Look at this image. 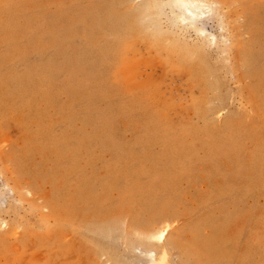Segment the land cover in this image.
Instances as JSON below:
<instances>
[{
  "label": "rangeland",
  "instance_id": "rangeland-1",
  "mask_svg": "<svg viewBox=\"0 0 264 264\" xmlns=\"http://www.w3.org/2000/svg\"><path fill=\"white\" fill-rule=\"evenodd\" d=\"M200 1L0 0V264H264V0Z\"/></svg>",
  "mask_w": 264,
  "mask_h": 264
},
{
  "label": "bare ground",
  "instance_id": "bare-ground-1",
  "mask_svg": "<svg viewBox=\"0 0 264 264\" xmlns=\"http://www.w3.org/2000/svg\"><path fill=\"white\" fill-rule=\"evenodd\" d=\"M179 2V7L181 8L182 10V13L179 15V18L184 21V22H187V21H194L195 18H197V16L201 13L202 11V8L204 9V7H202V3L203 1H200V0H177ZM175 3V2H174ZM207 3V1H206ZM206 8V7H205ZM164 221V220H162ZM106 223V221H105ZM170 228H171V225L170 224H167L165 225V227L158 231V233H154L153 235L151 234V236H154L153 238H157L159 239L160 241L165 239L170 231ZM155 229V228H154ZM98 234V233H97ZM141 241V239H140ZM165 246V245H164ZM167 247V246H166ZM169 247V246H168ZM164 248V247H163ZM162 249V248H161ZM166 250V249H165ZM165 252V251H164ZM152 253V252H150ZM153 254H156V253H153ZM165 255L164 256H167L166 255V252L164 253ZM163 255V254H162ZM155 256V255H154ZM152 259H153V256H151ZM158 257H161V256H158ZM162 259V258H161ZM164 259V258H163ZM166 260V257L165 259ZM168 260V259H167ZM167 260L165 261V263L167 262ZM160 261L162 260H158L156 262L160 263ZM164 262V261H163ZM162 262V263H163ZM157 263V264H158ZM163 263V264H165ZM167 264V263H166Z\"/></svg>",
  "mask_w": 264,
  "mask_h": 264
}]
</instances>
